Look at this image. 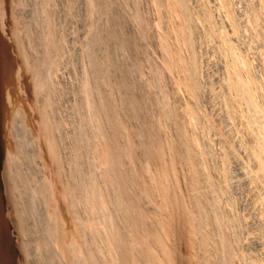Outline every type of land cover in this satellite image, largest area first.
Instances as JSON below:
<instances>
[{
  "label": "rangeland",
  "instance_id": "obj_1",
  "mask_svg": "<svg viewBox=\"0 0 264 264\" xmlns=\"http://www.w3.org/2000/svg\"><path fill=\"white\" fill-rule=\"evenodd\" d=\"M116 1L115 2L117 3L118 8L120 9L122 8L121 10L124 11L123 15L125 16H123V20L125 21L126 28L130 33L133 34L138 33L139 35L140 32L139 30L141 29L140 24L142 23V21L145 20L144 23L145 24L148 23L147 24L148 32H150L149 30L151 29L150 27L152 26V28H154V30L156 31H158L159 29L158 36L160 37L161 35L164 36V34L165 35L170 34L167 36L169 42L173 44L174 48L180 51L179 55L182 57V59L184 58L182 61L184 63L189 62V59L193 56V53H191V51L193 52V50L187 44H182L181 46H179L177 40L178 38L175 34L177 33L176 31L178 30V26L180 25L179 23H177L180 21L179 18L172 17V19H170L166 13H165L166 16L165 14H161L162 13L160 11L161 8L159 7L160 5H158L157 0H119V1L116 0ZM154 1L157 2V4ZM188 1L191 6L190 7L191 12L195 16V17L193 16L194 21L197 23L195 27L196 29L194 28L195 36L193 35V37L195 39L193 38L194 40L193 48L195 49L194 55H196V59H198L197 62L199 63V64L197 63L198 78L201 77L199 79L201 85V90H200L201 94L199 95L198 99L191 98L189 96V93L184 85L185 84V77L183 76L184 71L183 70H182L183 72L179 71L180 70L179 68L175 70V66L168 69L166 65L167 58L165 57L164 52L160 49L156 41L157 37L155 38L154 36H150L153 35L150 32L151 34L148 33L149 34L148 37L144 38V40H141V45H140L141 49L142 50L145 49L143 51L144 52L146 51L145 52L146 54L143 53L142 51L143 56L139 68L142 70L138 71V77L139 80L143 82L150 89V92L153 95L152 109L150 113L151 114L150 119L152 120L150 121L153 124L156 123L157 128L163 126L162 128L159 129L163 130L164 133H161L159 129H158L159 130L158 133L162 134L159 135L160 136L159 140L161 141V142L159 141L160 151L162 149L161 153L165 152L166 157L164 156L165 154L163 153L164 155L161 154L162 156L160 157L162 159L160 160H163L165 158L167 160L164 161L165 164L163 163V161H158V160L156 164L155 161L151 163L150 166L151 173L153 172V169L155 167L158 166L164 167V165L166 167L167 164L172 165L171 166L172 169L170 168L169 165H167L169 166L167 168H170V170L167 168L165 169V167L163 169L166 175H168L170 178L164 174L167 177L165 178V176L163 175L164 173L163 170L161 172V170L159 169L160 171H158L157 168L158 174L156 173L157 171L156 172L154 171V173L156 174L155 176L157 177L158 175L160 177L164 176L162 177L164 178L162 179L164 185L163 184L160 185L163 190L161 191L160 186L157 187L153 186L155 181L151 182L148 180L149 185L152 183V185H150L152 188V192L153 189L155 190V188L158 189V191L159 190L160 191L159 192L154 191L152 194V195L156 194L155 197L153 196V198H156V200L154 199L155 202H153L154 200L152 201V198L147 199V202L146 200H143L145 201V204L143 203L145 206L143 205V207H146V209L148 208V210L150 211L148 213H150L151 215L155 214L159 218L158 219L156 217V219H158L157 221L153 216L154 219L157 221L156 223H158V227L156 224L155 227L156 229L159 230L160 239H162L163 241L162 242L163 245H161V248L163 247L164 250H161L160 248L158 251L160 256L163 255L162 258L165 260L163 262L164 264H205V263L209 264V262L211 264H218L219 259L221 258V249L218 248L220 243L219 241L221 239V233L219 234V232L221 231L219 229L217 231V227L214 225L213 220L210 219V217H212L214 213L215 214L222 213L224 217V223L226 222L224 224V228L226 229L224 230L228 232L226 233V231L224 230L223 231L230 237V239L232 238L231 241L233 242L235 253L237 255L234 264H249V263L264 264V180H263L264 171L259 170V167H257L258 165L252 155V149H254V147H257L261 143H262L261 145L264 147V116H263L264 109L262 110V112L260 111L261 110L260 106H262V108L264 106V96H263L264 95L263 94L264 93V47H263L264 21L262 22L264 18L262 19L263 17L262 16L260 18L259 24H257L256 21L259 19L260 16V6L258 0H225L224 1L225 4H223V0H201V1L188 0ZM46 2L47 4H45ZM226 2L228 3L229 6L226 4ZM226 5L228 6L229 9L226 7ZM86 8L88 7L87 4L85 3V0H81V1L80 0H0V63H1L0 64V75H1L0 76V117H1L0 118L1 120L0 121V264H29V263L31 264V259L33 258V255L34 256L36 255V254H32L31 257L30 252H27L28 248H27V243L25 242H27L26 239L29 238L28 236L31 235L29 233H28L29 235H27V232L30 230L29 231L30 233H35L36 231L33 230L32 228L29 229L30 227L27 228L28 230H26L25 228L27 227V224L25 221H24L25 223H23L22 220L24 219L23 217L24 215L22 214L23 211L21 213V210H23V203L22 200L17 195L19 193L18 186H15L16 183L12 179L13 178L12 169L10 168L12 167L14 162L22 163L24 161L23 159L24 156L22 157V155H24V152L27 151L26 148L29 145L31 149L30 147H28L27 149L32 150L33 154L36 152V156L32 154L31 157L33 159L34 156L35 162H33L34 160H32L33 163H31V167L25 164H24L25 166L23 164L22 165L24 166L25 169L26 167L30 168L28 175L29 177L28 176L27 177L29 179V182L30 181L34 182V183L30 182L31 183L30 185H32L34 189L39 190V193L37 194V201L41 198H44L42 199V201L44 202H41L44 208L42 206L39 207L40 209L42 208L45 210L44 211L41 209L43 214H45L46 216L50 215L48 218L45 219L46 222H44V225L46 226L47 224L52 223L49 226L47 225L48 226L47 230L51 232L53 230L52 236L55 235L56 238V240L55 238L53 239V245L55 246L54 248H56L57 251H60L61 256H63V258H61L62 259L61 261L64 264H66V262L68 264L70 263L69 252L67 249L68 247L67 233H69L70 235L69 231L71 230L72 226H73L72 231L74 229V232H76L75 228H77L79 221L80 223L84 222L85 224L88 222L90 218V212L88 211L89 210L88 203L86 200L88 198L87 196H85L87 195V190L83 186L82 187L85 190L80 189L81 184L85 178L89 179V177H91V175L94 174H96L98 178L100 176L99 179L100 181L104 182L105 180V174H104L105 171L103 168L104 166L97 159L96 155L93 152H90V154L87 153V156L82 152L79 153V151L82 150L83 147H85L87 139L88 141L94 140V142L98 140L97 139L98 137H96V135L95 137L94 136L88 137L90 135L88 130H86L87 132H85L86 133L85 136L88 135L87 139H84L86 138L84 136H82L83 137L82 138L81 134H85V133L80 132L83 131L84 128L88 129L91 128L92 126L91 116H87L89 115L87 109L83 108L82 105H81L82 107L80 108V103L82 101L81 99L84 94L83 93L84 84H85L84 81H86L88 77H91L87 75L88 72H86L87 74L85 73V71H88V68H90L89 65H91V63H90V59H88L89 57L87 56V54L83 52V50L85 51L86 49L85 46L88 45L87 42L89 41V37L91 35L89 34L90 33L89 30L92 26L91 21L96 20V22L94 21L95 25L93 26L95 29L97 26L98 27L103 26L104 28V25L108 18V15L103 14L102 16L103 18L99 17L96 19L94 15L93 16L90 15V12ZM136 11L138 12L139 20L135 15V13H137ZM34 12L38 13V15ZM127 12L129 13V15ZM256 15H258V18ZM36 16H39L41 18L40 19L39 17L36 18ZM35 19H37V21ZM173 19H175V21ZM173 21L174 22L177 21L175 23L176 25L173 24L174 23ZM29 22H31V24ZM31 25L33 26L32 30H31L32 27ZM170 25L173 27L171 28ZM28 26H30V29ZM26 27H28L29 32ZM34 27L36 28V30H34L35 29ZM51 29L52 31H49ZM136 29H138V31ZM43 30H45V32ZM48 36L51 39L48 38L46 39V37ZM51 36L54 39H52ZM43 39L45 42L46 40L47 41L49 40L50 42L51 40H53L52 42H54V44L56 43L55 44L56 48L53 47L54 49H52V45L54 46V44H50L49 41L46 43L50 44V47L44 41L41 42V40ZM43 45L44 46L47 45L52 52L48 53L47 51H50V49L47 48V46L44 47ZM57 45H59V47ZM226 45H230V46L226 47ZM36 46L39 47L37 48ZM234 50L236 51V53ZM45 52L48 53V56H50L51 63L47 64L48 69L45 68L47 69L46 71H49L48 72L49 74L46 73V78L48 79L45 78V81L42 80L43 78L41 79L42 82H45V84H43L40 82L41 80H39V77L41 76L43 77V75L37 74L38 73L37 71L40 69V68L38 69L37 67H39L38 65H40L41 62L40 60L42 58L41 56H44L46 54ZM121 54L118 55L119 58L123 56V54L122 55ZM237 56L238 58L241 59L245 58L244 60L247 63L250 62L248 63V65L251 64V66H249L248 72L250 73L249 75L251 76V78L254 77L252 79L254 80V84H255L254 86L255 94L253 97L254 98L253 101L256 104L254 105L250 104L249 98L247 97L246 94H242L243 96L241 94L238 95L233 94V92L230 91V89H228L227 85H225L227 83L226 65L230 64L232 62V59L233 61H235ZM122 58L120 59L124 60V58L126 57L123 56ZM5 59L6 62L8 63L11 61L9 63L10 65L4 62ZM186 59L188 61H186ZM228 59L230 63H227ZM38 60H39V64H38ZM162 61L165 62V64ZM155 66L157 67L154 68ZM158 73H161L163 76L162 82H160L158 76L155 75ZM84 75H87V78H85L86 76ZM8 78H10L9 81ZM154 79L157 81H155ZM164 82L166 85L163 87L162 85H164ZM113 89H114L115 97H119V91L117 92L118 94L115 92L118 89L117 88H113ZM48 90L50 93L48 92ZM166 90L167 93L165 92ZM47 93L48 96L50 95L49 102L47 100L49 99L47 98L48 97ZM191 99H195L194 101L196 102H194ZM227 99H230L229 101H231L234 106L233 109L234 112H232L233 116L230 115L229 113L230 112L229 101ZM162 101H163V105H162ZM77 102L80 103L78 104ZM166 104L168 105L170 113L173 111L171 113L172 115L170 114L172 117L171 116L167 117L169 121H167L166 118L165 120H163L164 117L162 111L164 106L167 107ZM192 106L193 107L196 106L197 110L200 111L199 112L200 117L198 116L197 119L196 116L193 115V109H191ZM189 107L190 110L188 109ZM83 111L85 112L83 113ZM184 111L187 112L185 113ZM259 112L261 114H259ZM53 114L55 117L53 116ZM183 114H187V115H183ZM174 115L177 117V119H175L176 117ZM78 117L79 119H77ZM155 118L157 120H155ZM171 118L174 119L171 120ZM55 120L56 122H54ZM157 122L161 123L160 124L161 126ZM178 122L181 123L183 129L185 127L186 130L185 129L183 130L181 126L180 129H178L179 128ZM83 124H86V126L84 125L85 126L84 127ZM127 124L128 127L131 126L129 125L130 122H127ZM176 126L178 128L174 129L176 128ZM252 126L255 128H253ZM16 127L17 128L20 127V128L17 130ZM179 131L180 132L183 131V135L182 132L181 134H179L180 133ZM19 133L21 135H19ZM27 134H28V138H26ZM185 134H187L188 137ZM20 138H24V140L22 139L20 140ZM95 138L97 140H95ZM188 139L190 141H188ZM18 140H20L19 143H17ZM78 140L79 141L83 140L80 142L82 143V146L81 144L78 145L77 142ZM182 140L183 142L188 141V143L190 142L192 143L188 145L189 146L191 145L190 146L191 153L192 151L194 152V155L192 153V157H193L192 159H194L195 157L194 159L195 161L185 160L184 162L183 158H182L183 162L181 161L180 154L181 151L183 150V149L181 150V148H183ZM166 143L167 144L169 143L168 148ZM162 144L164 147L162 146ZM76 145L81 147H79L78 149V147H75ZM32 146H34L35 148ZM163 148H165L166 151L165 150L163 151ZM166 148L168 150L171 148V150L167 151ZM18 150L19 151L22 150L20 151L22 153H20ZM86 150L88 149L85 148V151L83 152L86 153L87 152ZM179 151L180 153H178ZM76 153L83 155V157L82 156L81 157L85 158L86 164L83 163L84 159H82L80 155ZM76 155L78 156V158L80 157L83 160L82 163L85 165H83L82 163L78 164V162H80L81 159L79 158L80 160L79 159L77 160V158H75ZM174 156L175 158L177 157L180 161H177L178 159L176 158V161L179 163L178 164L175 163L174 165L175 167L177 165V168L174 167L175 170L171 171L174 169L173 168L174 165L172 163L176 162L174 161L175 160ZM89 158H90L89 160L90 163L88 162ZM94 158L95 160H93ZM158 163L161 165H159ZM190 163L192 164L190 165ZM91 164L92 166H90ZM86 165L87 167L89 166L88 169L85 168ZM36 166L38 167L40 166V167L36 168ZM83 166L84 168H82ZM90 167L92 168L90 169ZM34 168H36L35 173H34L35 171ZM25 169L24 172L27 175L28 170L26 169L27 171H25ZM82 169H84L85 172H83ZM166 170L171 171L172 174L170 175V172ZM75 171H77L78 173H76ZM79 171L81 173L83 172V174H81ZM37 172L41 174L39 175L40 178L38 177ZM88 172H90L91 175ZM195 172L197 173L199 172L198 176H196L197 173L195 174ZM154 173L152 174L154 175ZM85 174L88 178L86 176L85 177L83 176V180L82 178L80 179L79 176L82 177V175ZM31 175H33V177H30ZM76 175L82 181L80 182L79 179H78L79 181H77L79 183L78 185L80 186V187L78 186L80 191H78V187L74 184V182L77 179L75 178ZM160 177H158L157 179H159ZM30 178L32 180H30ZM37 178L43 182L37 183L38 181ZM72 179H74L73 182ZM208 179L209 181L211 180V182L208 183ZM68 182L69 183L71 182V185L73 183L74 185L72 186H74V188L71 185L69 186ZM83 183L87 184V180H84ZM44 187H46L45 192L47 193V196L45 195L44 190H42ZM71 187L74 190H71L72 189ZM73 191L74 193H72ZM75 191L79 194L78 197ZM82 191H83V196L81 195ZM40 192L44 194V196L40 195L41 194ZM74 194H76V196H74ZM165 194L166 196H164ZM197 198L198 199L204 198L203 200L207 202L206 216L208 215L207 216L208 218L206 217L207 223L204 227L205 229H203L204 232L198 230L197 228L198 225L194 223V219H193V216L194 218L198 216L197 210L194 209L197 208V205L196 207H194L195 204H197L196 203ZM216 198L218 199V201ZM214 199L217 202V206H215L214 204L212 205V203H215ZM38 203L40 204L39 201ZM190 209L191 210L194 209L192 213L191 211L188 212V210ZM152 210L155 213H153ZM194 213L197 215L196 217ZM80 217L82 220L80 219ZM47 219L50 223L47 221ZM62 223L65 225H63ZM52 225L53 227L50 228V226ZM72 231H71V235L73 234ZM36 233L35 235L38 234ZM86 233L87 235H89L87 231L85 232V234ZM72 236H76L75 233ZM207 236L209 237L207 238ZM21 245L23 248L21 247ZM37 248L41 249L39 247ZM165 251L166 253H164ZM27 254L29 256H27ZM103 260L105 261L106 259L104 258Z\"/></svg>",
  "mask_w": 264,
  "mask_h": 264
},
{
  "label": "bare ground",
  "instance_id": "obj_2",
  "mask_svg": "<svg viewBox=\"0 0 264 264\" xmlns=\"http://www.w3.org/2000/svg\"><path fill=\"white\" fill-rule=\"evenodd\" d=\"M81 1V0H80ZM116 0H85V3L87 4L86 8L89 12L90 15H94V17L97 19L99 17H102L103 14L104 15H108V18L106 20V23L103 26H97L96 29L93 27L95 25L96 20H92L91 21V28L89 30V41L87 42L88 45H86V49L85 51L83 50V52L85 54H87V56L89 57L88 59H90V63L91 65L90 68H88V79L84 84V91H83V96H82V101L80 103V108L83 106V108L87 109L88 114L87 116H91V128H84L86 126V124H83V131L80 132H87L86 130H88V132L90 133V135L88 137H98L97 139L95 138L94 140H89L87 139L86 133L85 134H81V137L84 136L87 139L86 141V145L85 147H83L82 150L79 151L82 152L83 154H85L87 156V153L90 154V152H93L97 159L100 161V163L104 166V174H105V180L104 182L100 181V176L98 178V176L96 174L91 175L90 172H88L91 177H89V179H84L87 180V184H84V180H83V176L85 177V175L79 176L80 179L82 178L83 182L77 177V174L75 176L76 181L74 182V184L78 187L79 183L77 181L80 180V182H82L81 187L83 186L86 190H87V203H88V211L90 212V218L88 220L87 223L84 224L83 223H78L77 228H75L72 231V227L70 232L67 233V237H68V244H67V249L69 252V257H70V263L69 264H164L163 262L165 261L162 256L159 255V249L161 248L162 244V239H160V235H159V230L156 229L155 224L158 227V223H156L158 221V216L157 215H151L148 208L146 209V207H143V205L145 204L147 199H151L152 201L156 198H153V196L155 197V195H152L154 191H158V189H156L155 187L160 186L161 184H163L164 182H162L166 173L164 172V167L162 166H158L155 167L153 169L156 172L157 168L158 171L163 170V175L161 174L162 177H160L158 175V177H160L159 179H157L158 177L155 176L156 174L154 173V175L151 173V163H153L155 161V164L158 161H163V163L165 164L164 161H167L166 158L163 160L160 156H162L161 154H165V152L161 153L160 151V140H159V135L161 133H164L163 130H160L159 128H162L163 126H161V123H158L161 127L157 128L156 127V123H151L150 120V113H151V109H152V93L150 92V89L139 80L138 77V71L142 70L139 69L140 68V63L142 61V56L143 53H145L143 50L145 49H141V40H144V38L148 37L149 34H153L150 36H154L155 38L157 37V43L160 47V49L164 52L165 57L167 58L166 61V65L168 67V69L172 68L173 66H175V70L176 69H180L179 71L183 72L184 74L183 76L185 77V87L189 93V96L191 98H195L198 99L201 90V85H200V81L198 78V72H197V60L196 59V55H194V45H193V35H194V28L196 27L197 23L194 21V14H192L191 12V6L188 0H157L158 5H160L159 7L161 8L160 11L162 12L161 14H167L168 17L170 19H172V17H176L179 18L180 21L177 22L180 25L178 26V30L176 31L177 33V40H178V44L179 46H181L182 44H187L191 47V49L193 50V52L191 51V53H193V56L189 59L188 63H184L182 60V57L179 55L180 51L177 50L176 48H174L173 44H171L168 40V35H165L161 37L158 36V31L154 30V28H152L151 26L148 32V28H147V24L148 23H144V21H142V23L140 24L141 29L139 30V35L138 33L133 34L130 33L127 28H126V23L123 20V12L120 8H118L117 6V1ZM119 1V0H118ZM201 1V0H200ZM225 0H223V4ZM23 2V1H22ZM27 2V1H26ZM155 2V1H154ZM157 2H155L157 4ZM259 2V6H260V16L259 19L256 21L257 24H259L260 22V18L262 17V19L264 18V0H258ZM44 3V2H43ZM125 3V2H124ZM127 3V2H126ZM136 3V2H135ZM139 3V2H138ZM192 3V2H191ZM33 4V3H32ZM47 4V2L45 3ZM226 4L228 5V3L226 2ZM9 5V4H8ZM44 5V4H43ZM126 5V4H125ZM157 5V6H158ZM226 5V7L228 8V6ZM257 5V4H256ZM24 6V5H23ZM120 7V6H119ZM138 7V6H137ZM205 7V6H204ZM45 8V7H44ZM56 9V8H55ZM73 9V8H72ZM229 9V8H228ZM231 9V8H230ZM54 10V9H53ZM138 10V9H137ZM195 10V9H194ZM46 11V10H45ZM135 11V10H134ZM150 11V10H149ZM49 12V11H48ZM129 12V11H128ZM127 12V13H128ZM137 12V11H136ZM140 12V11H139ZM206 12V11H205ZM254 12V11H253ZM32 13V12H31ZM36 13V12H34ZM88 13V12H87ZM130 13V12H129ZM128 13V15H129ZM233 13V12H232ZM257 13V12H256ZM38 15V13H36ZM45 14V13H42ZM131 14V13H130ZM165 14V16H166ZM255 14V13H254ZM49 15V14H48ZM65 15V14H64ZM137 19L139 20V15L138 12L135 13ZM259 15V13H258ZM258 15L257 18H258ZM31 16V15H30ZM54 16V15H53ZM87 16V15H86ZM133 16V15H132ZM163 16V17H165ZM201 16V15H200ZM32 17V16H31ZM34 17V15H33ZM39 16H36V18ZM44 17V16H43ZM106 17V16H105ZM142 17V16H141ZM195 17V16H194ZM204 17V16H203ZM41 17H39L40 19ZM103 18V17H102ZM127 18V17H126ZM106 19V18H105ZM104 19V20H105ZM142 19V18H141ZM37 21V19H35ZM34 20V21H35ZM99 20V19H98ZM101 20V19H100ZM162 20V19H161ZM175 21V19H173ZM177 20V19H176ZM199 20V19H198ZM33 21V22H34ZM95 21V22H94ZM134 21V20H133ZM159 21V20H158ZM165 21V20H164ZM173 21V22H174ZM207 21V20H206ZM264 21V19L262 20V22ZM42 22V21H41ZM127 22V21H126ZM168 22V20H167ZM176 22H174L173 24H175ZM251 22V21H250ZM31 24V22H29ZM87 23V22H86ZM164 23V22H163ZM162 23V24H163ZM209 23V22H208ZM27 24V23H26ZM37 24V22H36ZM44 24V23H43ZM90 24V23H89ZM88 24V25H89ZM172 24V25H173ZM205 24V22H204ZM39 25V24H38ZM131 25V24H130ZM129 25V26H130ZM165 25V24H164ZM176 25V24H175ZM174 25V26H175ZM32 26V25H31ZM53 26V25H52ZM51 26V28H52ZM160 26V25H159ZM30 29V26H28ZM28 27L27 30H28ZM39 27V26H38ZM43 27V26H42ZM46 27V26H45ZM168 27V26H167ZM166 27V28H167ZM170 27L172 28L173 26L170 25ZM169 27V28H170ZM176 27V26H175ZM205 27V26H204ZM263 27V26H261ZM9 28V27H8ZM33 26L31 27L32 30ZM35 28V27H34ZM37 28V26H36ZM36 28L34 30H36ZM41 28V27H40ZM44 28V27H43ZM42 28V29H43ZM158 28V27H157ZM41 29V30H42ZM196 29V28H195ZM206 29V28H205ZM208 29V28H207ZM40 30V29H39ZM87 30V29H86ZM138 31V29H136ZM170 30V29H169ZM174 30V29H173ZM176 30V28H175ZM45 32V30H43ZM49 31H52L49 30ZM46 31V32H49ZM54 31V29H53ZM136 31V32H137ZM161 31V30H160ZM29 32V30H28ZM173 32V31H172ZM171 32V33H172ZM239 32V31H238ZM260 32V31H259ZM33 33V32H32ZM36 33V31H35ZM38 33V32H37ZM41 33V31H40ZM43 33V32H42ZM149 33V34H148ZM44 34V33H43ZM53 34V33H52ZM56 34V33H55ZM213 34V33H212ZM31 35V34H30ZM51 35V34H50ZM160 35V34H159ZM197 35V34H196ZM195 36V35H194ZM202 36V35H201ZM33 37V36H32ZM42 37V36H41ZM52 37V36H51ZM13 38V37H12ZM51 39L48 37H46V39ZM143 38V39H142ZM225 38V37H224ZM232 38V37H231ZM262 38V37H261ZM34 39V38H33ZM32 39V41H33ZM52 39H54L52 37ZM148 39V38H147ZM151 39V37H150ZM195 39V38H194ZM39 40V39H38ZM56 40V39H55ZM149 40V39H148ZM153 40V39H152ZM155 40V39H154ZM36 41V40H35ZM40 41V40H39ZM44 41L41 40V42ZM49 41V40H48ZM46 40V42H48ZM53 40H51L52 42ZM150 41V40H149ZM175 41V40H174ZM210 41V40H209ZM262 41V40H261ZM45 42V41H44ZM45 42V43H46ZM49 41L50 44H54V42L51 43ZM143 42V41H142ZM154 42V41H153ZM220 42V41H219ZM224 42V41H223ZM36 43V42H35ZM40 43V42H39ZM38 43V44H39ZM44 43V44H45ZM60 43V42H59ZM144 43V42H143ZM148 43V42H147ZM156 43V44H157ZM218 43V42H217ZM227 43V42H226ZM12 44V43H11ZM48 44V43H46ZM50 44L49 47H50ZM56 44V43H55ZM54 44V46L52 45V49H54L53 47H55L56 45ZM151 44V43H150ZM175 44V43H174ZM215 44V43H214ZM35 45V44H34ZM176 45V44H175ZM224 45V44H223ZM44 46V45H43ZM47 46V45H46ZM44 46V47H46ZM59 47V45H57ZM82 46V45H79ZM178 46V45H177ZM230 46V45H226ZM5 47V46H4ZM37 47V46H36ZM39 47V46H38ZM37 47V48H38ZM42 47V46H41ZM40 47V48H41ZM47 46V48H49ZM184 47V46H183ZM225 47V46H224ZM264 47V46H263ZM35 48V46H34ZM43 48V47H42ZM46 48V50H47ZM56 48V47H55ZM229 48V47H228ZM45 49V48H44ZM43 49V50H44ZM50 49V48H49ZM147 49V48H146ZM180 49V48H178ZM190 49V48H189ZM45 50V51H46ZM57 50V49H55ZM143 51V53H142ZM184 51V50H183ZM223 51V50H222ZM235 51V50H234ZM42 52V51H41ZM44 52V51H43ZM48 53L52 52L51 49L50 51H47ZM61 52V51H60ZM196 52V51H195ZM215 52V51H214ZM220 52V51H219ZM40 53V52H39ZM46 53V52H45ZM48 53H46L44 56H41V62L40 65H38L39 67H37L39 70L37 71L39 75H43V77H39V80H44L46 78V73L49 74V71H46L47 68V64L51 63L50 61V56H48ZM122 53L123 56H125L126 58H124V60H121L120 58L122 57H118V55ZM236 53V51H235ZM121 54V55H122ZM146 54V53H145ZM152 54V53H151ZM230 54V53H229ZM239 54V53H238ZM40 55V54H38ZM37 55V57H38ZM62 55V54H61ZM84 55V54H83ZM150 55V54H149ZM187 55V54H186ZM190 55V54H189ZM188 55V56H189ZM52 56V55H51ZM58 56V55H57ZM230 56V55H229ZM234 56V55H233ZM27 57V56H26ZM54 57V56H53ZM151 57V56H150ZM231 57V56H230ZM236 57V56H235ZM74 58V57H73ZM149 58V57H148ZM163 58V57H162ZM38 59V58H37ZM72 59V58H71ZM123 59V58H122ZM145 59V58H144ZM235 59V58H234ZM245 59V58H244ZM244 59L241 58H236L235 61H233L232 59V64L230 63L229 59L227 60V64L226 65V73H227V83L225 85H227L228 89H230V91L233 92V94H246L247 97L249 98L250 104L254 105L256 103H254L253 101V97H254V80H252L253 78H251V76L249 75L250 73L249 71V66L248 63L250 62H246ZM4 60V59H3ZM36 61V60H35ZM59 61V60H58ZM165 61V60H164ZM186 61H188L186 59ZM219 61V60H218ZM222 61V60H221ZM6 62V59L5 61ZM11 62V61H10ZM9 62V63H10ZM149 62V61H148ZM163 62V61H162ZM200 62V61H199ZM8 63V62H6ZM5 63V64H6ZM8 63V65H10ZM145 63V62H143ZM150 63V62H149ZM165 64V62H163ZM1 64V63H0ZM37 64V63H36ZM38 64H39V60H38ZM199 64V63H198ZM7 65V66H8ZM55 65V64H54ZM149 65V64H146ZM163 65V64H162ZM36 66V65H35ZM34 66V67H35ZM81 66V65H80ZM145 66V65H144ZM153 66V65H152ZM199 66V65H198ZM6 67V66H5ZM12 67V66H11ZM85 67V66H84ZM157 66H155L154 68H156ZM4 68V67H3ZM47 68V69H45ZM72 68V67H71ZM8 69V67H7ZM10 69V68H9ZM74 69V68H73ZM149 69V68H148ZM152 69V68H151ZM159 69V68H158ZM163 69V68H162ZM201 69V68H200ZM225 69V68H224ZM85 70V69H84ZM155 70V69H154ZM166 70V69H165ZM183 70V71H182ZM11 71V70H10ZM74 71V70H73ZM144 71V70H143ZM142 71V72H143ZM163 71V70H162ZM9 72V71H7ZM75 72V71H74ZM157 72V71H156ZM2 73V72H1ZM154 73V72H153ZM164 73V72H163ZM166 73V72H165ZM52 74V73H51ZM50 74V75H51ZM5 75V74H4ZM87 75L85 78H87ZM140 75V74H139ZM158 76L159 81L162 82L163 81V76L161 73L155 74ZM166 75V74H165ZM1 76V75H0ZM10 76V75H9ZM181 76V74H180ZM200 76V75H199ZM7 77V76H6ZM178 77V76H177ZM226 77V76H225ZM55 78V77H54ZM154 78V77H153ZM157 78V80H158ZM256 78V77H255ZM48 79V78H46ZM53 79V78H52ZM81 79V78H80ZM167 79V78H166ZM7 80V79H6ZM10 80V78H8V81ZM42 80L40 81L41 83L45 84V82H42ZM144 80V79H143ZM155 80V79H154ZM155 80V81H157ZM184 80V78H183ZM12 81V80H11ZM158 81V82H159ZM165 81V80H164ZM7 82V81H6ZM167 82V81H166ZM256 82V81H255ZM4 83V82H3ZM40 83V84H41ZM150 83V82H149ZM183 83V82H182ZM259 83V82H258ZM42 84V85H43ZM160 85V84H159ZM165 82L164 85H162L163 87L165 86ZM44 86V85H43ZM158 86V85H157ZM47 87V86H46ZM113 88H117L118 90L115 91L116 93L119 91V97H115L114 94V89ZM179 88V87H178ZM80 89V88H79ZM185 89V88H184ZM216 89V88H215ZM258 89V88H257ZM27 90V89H26ZM46 90V89H45ZM163 90V89H162ZM77 91V90H75ZM49 92V90H48ZM52 92V91H51ZM82 92V91H81ZM167 93V90L165 91ZM229 92V91H228ZM227 92V94H228ZM263 92V91H262ZM50 93V92H49ZM20 94V93H19ZM118 94V93H117ZM180 94V93H179ZM261 94V93H260ZM264 94V93H263ZM75 95V94H74ZM77 95V94H76ZM162 95V94H160ZM42 96V95H41ZM48 96V93H47ZM50 96V95H49ZM47 97L49 99L48 102L50 101V97ZM118 96V95H117ZM157 96V95H156ZM188 96V95H187ZM234 96V95H233ZM243 96V95H242ZM264 96V95H263ZM79 97V95H78ZM81 97V96H80ZM226 97V96H225ZM239 97V96H238ZM18 98V97H17ZM44 98V97H43ZM159 98V97H158ZM164 98V97H163ZM240 98V97H239ZM155 99V98H154ZM181 99V98H180ZM195 99H191V100H195ZM231 99V98H230ZM230 99H227L228 101ZM233 99V98H232ZM245 99V98H244ZM15 100V99H14ZM70 100V99H69ZM168 100V99H167ZM234 100V99H233ZM203 101V100H202ZM244 101V100H243ZM248 101V102H249ZM155 102V101H154ZM196 102V101H194ZM198 102V101H197ZM2 103V102H1ZM18 103V102H17ZM28 103V102H26ZM54 103V102H53ZM78 103V102H77ZM78 103V104H79ZM200 103V102H199ZM76 104V103H75ZM182 104V103H181ZM196 104V103H194ZM231 104V105H230ZM241 104V103H240ZM4 105V104H3ZM53 105V104H52ZM77 105V104H76ZM82 105V106H81ZM158 105V104H157ZM162 105H163V101H162ZM165 105V103H164ZM167 105V104H166ZM262 105V104H261ZM16 106V105H15ZM161 106V105H160ZM189 106V104H188ZM29 107V106H28ZM78 107V106H77ZM193 107V106H192ZM191 109H193V115L197 117L199 116V110H197L196 106L193 107ZM226 107V106H225ZM228 107V106H227ZM261 107V112L264 109V106L262 108ZM82 108V109H83ZM238 108V107H236ZM52 109V107H51ZM185 109V108H184ZM190 110V107L188 108ZM229 109H230V115H232L234 106L232 104L231 101H229ZM241 109V108H240ZM55 110V108H54ZM161 110V109H160ZM205 110V109H204ZM257 110V107H256ZM222 111V110H221ZM236 111V110H235ZM238 111V110H237ZM264 111V110H263ZM2 112V111H1ZM48 112V111H47ZM85 111H83L84 113ZM159 112V111H158ZM173 112V111H172ZM171 112V113H172ZM185 112V111H184ZM187 112V111H186ZM185 112V113H186ZM3 113V112H2ZM46 113V112H45ZM56 113V112H55ZM54 113V114H55ZM161 113V112H160ZM170 113V110L167 107L164 106L163 107V120L169 121L167 119V117L171 116L172 114ZM181 113V112H180ZM18 114V113H17ZM53 114V116H54ZM79 114V113H78ZM156 114V113H155ZM171 114V115H170ZM174 114V113H173ZM179 114V113H178ZM190 114V113H189ZM224 114V113H223ZM259 114H261L259 112ZM85 115V114H84ZM183 115H187V114H183ZM191 115V114H190ZM202 115V114H201ZM52 116V115H51ZM78 116V115H77ZM80 116V115H79ZM86 116V117H87ZM175 116V115H174ZM193 116V117H194ZM229 116V115H228ZM233 116V115H232ZM264 116V115H263ZM28 117V116H27ZM55 117V116H54ZM85 117V116H84ZM153 117V116H152ZM172 117V116H171ZM176 117V116H175ZM174 117V118H175ZM188 117V116H187ZM186 117V118H187ZM191 117V116H190ZM189 117V118H190ZM192 117V118H193ZM200 117V116H199ZM214 117V116H213ZM231 117V116H230ZM1 118V117H0ZM44 118V117H43ZM50 118V117H49ZM53 118V117H51ZM173 118V119H174ZM180 118V117H179ZM195 118V117H194ZM206 118V116H205ZM209 118V117H208ZM239 118V117H238ZM19 119V118H18ZM79 119V117L77 118ZM81 119V118H80ZM160 119V118H158ZM170 119V118H169ZM171 118V120H173ZM177 119V117L175 118ZM219 119V118H218ZM51 120V119H50ZM53 120V119H52ZM155 120H157L155 118ZM193 120V119H192ZM201 120V119H199ZM229 120V119H228ZM236 120V119H234ZM249 120V119H248ZM1 121V120H0ZM6 121V120H4ZM81 121V120H80ZM195 121V120H194ZM216 121V120H215ZM238 121V120H237ZM33 122V121H32ZM56 122V120L54 121ZM77 122V121H76ZM127 122H130L129 125H131L130 127H128ZM160 122V121H159ZM166 122V121H165ZM173 122V121H172ZM188 122V121H187ZM17 123V122H16ZM15 123V124H16ZM164 123V122H163ZM184 123V122H183ZM209 123V122H208ZM214 123V122H213ZM250 123V121H249ZM261 123V122H260ZM20 124V123H19ZM81 124V123H80ZM179 128L176 126V128L174 129H183V126L181 125V123H179ZM188 124V123H187ZM238 124V123H237ZM17 125V124H16ZM29 125V124H28ZM165 125V124H163ZM177 125V124H176ZM250 125V124H249ZM25 126V125H24ZM61 126V125H60ZM212 126V125H211ZM15 127V126H14ZM21 127V125H20ZM19 127V128H20ZM26 127V126H25ZM199 127V126H198ZM205 127V126H204ZM209 127V126H208ZM253 127V126H252ZM19 128L16 127V129L18 130ZM24 128V127H23ZM21 128V129H23ZM189 128V127H188ZM255 128V127H253ZM43 129V128H42ZM82 129V128H81ZM161 131V133L159 134L158 131ZM185 129V127H184ZM183 129V130H184ZM27 130V129H26ZM79 130V129H78ZM186 130V129H185ZM193 130V129H192ZM178 131V130H177ZM176 131V132H177ZM236 131V130H235ZM247 131V130H246ZM79 132V135H80ZM93 135H92V133ZM180 132V131H179ZM182 135H183V131ZM181 132L179 134H181ZM185 132V131H184ZM187 132V131H186ZM209 132V131H208ZM21 133V132H20ZM19 133V135H21ZM26 133V132H24ZM15 134V133H14ZM49 134V133H48ZM178 134V133H177ZM178 134V135H179ZM188 134V133H187ZM187 134H185L187 136ZM227 134V133H226ZM18 135V134H17ZM24 135V134H22ZM162 135V134H161ZM191 135V134H190ZM199 135V134H198ZM181 136V135H180ZM179 136V137H180ZM221 136V135H220ZM22 137V136H21ZM30 137V136H29ZM68 137V136H67ZM75 137V136H74ZM78 137V136H77ZM188 137V136H187ZM191 137V136H190ZM204 137V136H203ZM28 138V134L27 137ZM83 138V137H82ZM81 138V139H82ZM162 138V137H161ZM186 138V137H185ZM192 138V137H191ZM239 138V137H238ZM259 138V137H258ZM24 140V138H20V140ZM80 139V138H79ZM182 139V138H181ZM193 139V138H192ZM191 139V140H192ZM17 141V143H19V141ZM26 140V139H25ZM162 140V139H161ZM164 140V139H163ZM185 140V139H184ZM187 140V139H186ZM83 141V140H81ZM81 141H77L78 145L82 143H80ZM160 141V142H159ZM180 141V140H179ZM188 141H190L188 139ZM188 141H184L183 142V148H181V154H180V159L182 161V158L185 162V160H194L192 159V153L194 155V152L190 150V146L188 144ZM196 141V140H195ZM199 141V140H198ZM256 141V140H255ZM73 142V141H72ZM85 142V140H84ZM163 142V141H162ZM193 142V141H192ZM197 142V141H196ZM201 142V141H200ZM24 143V142H23ZM181 143V142H179ZM195 143V142H194ZM254 143V142H253ZM2 144V143H1ZM33 144V143H32ZM77 144V143H76ZM167 144V143H166ZM169 144V143H168ZM167 144V148L169 147ZM192 144V143H191ZM262 144V143H261ZM259 144L257 147H254V149H252V155L257 163V167H259L260 171H264V147ZM24 145V144H23ZM76 145L75 147H81ZM165 145V143H164ZM180 145V144H179ZM16 146V145H15ZM163 146V144H162ZM161 146V148H162ZM209 146V145H208ZM227 146V145H225ZM30 147V145L28 146ZM27 147V148H28ZM34 147V146H32ZM164 147V146H163ZM166 147V146H165ZM181 147V146H180ZM179 147V149H180ZM7 148V147H6ZM23 148V146H22ZM21 148V149H22ZM26 148L27 151L24 152V155H22L24 161L21 162H12L13 165L12 167H10L12 169V176H13V180L16 183L15 186H18V190L19 193L17 194L19 196V198L22 200L23 203V210H21V213L23 211V223L26 222L27 227L26 230H28L27 228L30 227L29 229H33L35 230L34 232L37 234L35 235V233H30L29 231L27 232V235L31 234L30 236H28L29 238L26 239L27 242V248L28 251L31 254H36L35 256L33 255V258L31 259V264H64L62 263V259L63 256H61L60 251H57L56 248H54L55 246L53 245V239L55 238V235H53V230L48 231L47 228L49 225H51L52 223H50V218L49 221L47 219V221L50 224H47L46 226L44 225V222H46V218H48L49 216L45 215L42 213V210L44 209H40V207L42 206L41 202L42 199H39L38 201L40 202V204L37 201V194L39 193V190L34 189L32 187V185H30L31 183L29 182L28 179V175H29V169L28 170V174L26 175L24 172V166L25 165H29L31 167V163L35 162L34 156L33 159L32 154L33 151L32 150H28ZM35 148V147H34ZM85 148L88 149L86 150L87 152H83L85 151ZM166 148V149H167ZM31 149V147H30ZM64 149V148H63ZM175 149V148H174ZM177 149V150H179ZM201 149V148H200ZM36 150V149H35ZM77 150V149H75ZM165 150V148H163V151ZM171 150V148L169 149ZM167 149V151H169ZM176 150V152H177ZM193 150V148H192ZM19 151V150H18ZM17 151V152H18ZM22 151V150H20ZM19 151V152H20ZM166 151V150H165ZM200 151V150H199ZM35 152V151H34ZM175 152V153H176ZM240 152V151H239ZM248 152V151H246ZM22 153V152H20ZM76 153L78 155H80V157L83 155ZM180 153V151L178 152ZM163 154V155H164ZM169 154V153H168ZM177 154V153H176ZM175 154V155H176ZM197 154V153H196ZM200 154V153H199ZM206 154V153H205ZM247 154V153H246ZM36 156V152L33 154ZM84 155V156H85ZM174 155V154H172ZM178 155V154H177ZM176 155V156H177ZM75 156V155H74ZM92 156V155H91ZM94 156V155H93ZM166 157V154L164 155ZM163 156V157H164ZM179 156V155H178ZM177 156V157H178ZM232 156V155H230ZM243 156V155H242ZM21 157V158H22ZM42 157V156H41ZM79 157V158H80ZM81 157V158H82ZM95 157V156H94ZM176 157V158H177ZM77 160L79 159L78 156L76 155ZM80 158V159H81ZM175 158V156H174ZM176 158L174 161H176ZM233 158V157H232ZM44 159V158H43ZM79 159V160H80ZM84 159V162L83 160ZM79 163H85V158H82ZM178 159V158H177ZM226 159V158H225ZM16 160V159H15ZM14 160V161H15ZM19 160V158H18ZM32 160H34L32 162ZM40 160V159H37ZM36 160V161H37ZM71 160V159H70ZM69 160V161H70ZM90 158L88 159L89 162ZM92 160V159H91ZM95 160V158L93 159ZM173 160V159H172ZM252 160V159H251ZM13 161V160H12ZM169 161V160H168ZM173 161V162H174ZM177 161H180L179 159ZM174 162L172 163L173 165L176 163L178 164L179 162ZM195 161V160H194ZM203 161V160H202ZM237 161V160H236ZM235 161V162H236ZM93 162V161H91ZM170 162V161H169ZM183 162V161H182ZM197 162V161H196ZM210 162V161H209ZM254 162V161H253ZM82 163V164H83ZM90 163V162H89ZM207 163V162H206ZM205 163V164H206ZM234 163V162H233ZM255 163V164H256ZM24 166H23V165ZM83 164V165H85ZM88 164V163H87ZM159 164V163H158ZM167 164V162H166ZM189 164V163H188ZM192 163H190L191 165ZM226 164V163H225ZM8 165V164H7ZM64 165V163H63ZM89 165V164H88ZM153 165V164H152ZM161 165V164H159ZM169 165V164H167ZM165 167V169L167 167L172 165H169ZM196 165V164H195ZM2 166V165H1ZM11 166V165H10ZM92 166V164L90 165ZM194 166V165H193ZM209 166V165H208ZM223 166V165H222ZM38 166H36L37 168ZM40 167V166H39ZM38 167V168H39ZM69 167V166H68ZM81 167V166H80ZM89 167V166H88ZM87 165L85 168H87ZM99 167V166H98ZM162 167V168H159ZM175 167V165L173 166V168ZM198 167V166H196ZM195 167V168H196ZM200 167V166H199ZM34 168V170L36 169ZM78 168V166H77ZM76 168V169H77ZM84 168V166L82 167ZM92 167H90L91 169ZM101 168V167H100ZM170 168H167L170 170ZM177 168V165L176 167ZM175 168L171 171H174ZM194 168V169H195ZM5 169V168H4ZM10 169V171H11ZM25 169V171H27ZM86 169V170H87ZM102 169V168H101ZM160 169V170H159ZM172 169V168H171ZM189 169V168H188ZM38 170V169H37ZM53 170V169H52ZM79 170V169H78ZM83 172H85L84 169H82ZM182 170V169H181ZM190 170V169H189ZM198 170V169H197ZM227 170V168H226ZM229 170V169H228ZM33 171V170H32ZM81 171V170H80ZM79 171V172H80ZM102 171V170H101ZM158 171L156 172L158 174ZM168 171V170H166ZM171 171L170 175L172 174ZM196 171V170H195ZM223 171V170H222ZM31 172V171H30ZM36 172V170L34 171V173ZM42 172V171H41ZM57 172V171H56ZM76 173H78L77 171H75ZM83 172L81 174H83ZM97 172V171H96ZM160 172V173H161ZM227 172V171H226ZM251 172V171H250ZM27 173V172H26ZM38 173V172H37ZM36 173V175H37ZM100 173V172H99ZM159 173V174H160ZM197 172H195L196 174ZM199 173V172H198ZM198 173L196 176H198ZM204 173V172H203ZM32 174V173H30ZM80 174V175H81ZM101 174V173H100ZM169 174V173H168ZM10 175V174H9ZM39 175H41L40 173H38V177ZM193 175V174H192ZM221 175V174H220ZM224 175V173H223ZM11 176V175H10ZM28 176V177H27ZM57 176V175H56ZM102 176V175H101ZM167 177H169L168 175H166ZM165 176V178H167ZM228 176V175H227ZM260 176V175H259ZM258 176V177H259ZM264 176V175H263ZM30 177H33V175H31ZM87 177V176H86ZM201 177V176H200ZM213 177V176H212ZM3 178V177H2ZM9 178V177H8ZM40 178V177H39ZM74 178V179H75ZM88 178V177H87ZM170 178V177H169ZM38 179V178H37ZM35 179V180H37ZM48 179V177H47ZM74 179H72V182L74 181ZM79 179V180H78ZM199 179V178H198ZM210 179V177H209ZM208 179V183L211 182V180L209 181ZM11 180V179H10ZM30 180H32L30 178ZM34 180V181H35ZM45 180V179H44ZM103 180V178H102ZM149 181H155V183L157 184H153V186H155V190L153 189L152 192V188L150 185H152V183L149 185ZM168 180V179H167ZM191 180V179H190ZM197 180V179H196ZM262 180V179H261ZM264 180V179H263ZM200 181V180H199ZM39 182H43L40 179H38L37 183ZM77 182V183H76ZM230 182V181H229ZM3 183V182H2ZM34 183V182H33ZM69 183V182H68ZM160 183V184H159ZM233 183V182H232ZM243 183V182H242ZM4 184V183H3ZM72 183V185H74ZM211 184V183H210ZM2 185V184H1ZM69 186L71 185V182L68 184ZM71 185V186H72ZM86 185V186H84ZM164 185V184H163ZM162 185V186H163ZM206 185V183H205ZM209 185V184H208ZM219 185V184H218ZM215 186V185H214ZM12 187V186H11ZM35 187V186H34ZM74 188V186H72ZM71 187V188H72ZM80 187V186H79ZM78 187V191L79 190ZM80 189L85 190L83 187ZM199 187V186H198ZM230 187V186H229ZM10 188V187H9ZM40 188V187H38ZM45 188L44 187L42 190H44L45 192ZM69 188V187H68ZM71 190H74V189ZM161 188V186H160ZM159 188V189H160ZM196 188V187H195ZM201 188V187H200ZM218 188V187H217ZM223 188V187H221ZM220 188V189H221ZM204 189V188H203ZM9 190V189H8ZM56 190V189H55ZM68 190V189H67ZM163 189L161 188V191ZM222 190V189H221ZM225 190V189H224ZM53 191V190H52ZM160 191V190H159ZM158 191V192H159ZM165 191V190H164ZM11 192V191H10ZM86 192V191H85ZM84 192V194H85ZM157 192V194H158ZM219 192V191H218ZM41 193V192H40ZM43 193V191H42ZM40 194L42 196H44V194ZM62 193V192H61ZM74 193V191L72 192ZM75 193H77L75 191ZM166 193V192H165ZM175 193V192H174ZM211 193V192H210ZM223 193V192H222ZM66 194V193H65ZM81 194V193H80ZM160 194V193H159ZM212 194V193H211ZM39 195V198H40ZM45 195L47 196V193L45 192ZM83 196V191L82 194ZM168 195V193H167ZM215 195V194H214ZM220 195V194H219ZM10 196V195H9ZM45 196V197H46ZM74 196H76V194H74ZM79 196V194L77 193V197ZM160 196V195H159ZM166 196V194L164 195ZM176 197V196H174ZM198 197V196H197ZM216 197V196H215ZM72 198V197H71ZM75 198V197H74ZM81 198V197H80ZM165 198V197H164ZM199 198V197H198ZM196 199V203L194 202L195 206L197 205V208H194L195 210H197V214L198 216L195 214V217L193 216L194 219V223H196L198 226V230H200L201 232H204L203 229H205V225H206V221H207V216H206V201L203 200L202 198L200 199ZM52 199V198H51ZM172 199V198H171ZM194 199V198H193ZM217 199V198H216ZM41 200V201H40ZM76 200V199H75ZM74 200V201H75ZM155 200L153 202H155ZM215 200V199H214ZM213 200V201H214ZM73 201V200H72ZM149 201V200H148ZM193 201V200H192ZM218 201V199H217ZM21 202V201H20ZM46 202V201H45ZM169 202V200H168ZM15 203V202H14ZM21 203V204H22ZM76 203V202H75ZM144 203V204H143ZM160 203V202H159ZM165 203V201H164ZM17 204V203H16ZM79 204V203H78ZM147 204V203H146ZM151 204V203H150ZM155 204V203H154ZM153 204V205H154ZM185 204V203H184ZM211 204V203H210ZM217 206V202L215 200V203H212V205ZM45 205V204H44ZM159 205V204H158ZM40 206V207H39ZM48 206V205H47ZM74 206V205H73ZM85 206V204H84ZM145 206V205H144ZM147 206V205H146ZM21 207V206H20ZM43 207V206H42ZM46 207V206H45ZM163 207V206H162ZM44 208V207H43ZM152 208V207H151ZM213 208V207H212ZM221 208V207H220ZM16 209V208H15ZM150 209V208H149ZM194 209H190L188 210V212L194 210ZM79 210V209H78ZM45 211V210H44ZM220 211V210H219ZM47 212V210H46ZM87 212V211H86ZM153 212V210H152ZM159 212V211H158ZM187 212V213H188ZM195 212V211H194ZM217 212V210H216ZM72 213V212H71ZM155 213V212H153ZM221 213V212H219ZM229 213V212H228ZM47 214V213H46ZM87 214V213H85ZM190 214V213H189ZM45 218H44V216ZM72 215V214H71ZM77 215V214H76ZM190 215V216H191ZM22 216V215H21ZM62 216V215H61ZM69 216V215H68ZM87 216V215H86ZM156 219V217L158 219H154V217ZM189 216V215H188ZM191 216V217H192ZM229 216V215H228ZM84 217V216H83ZM207 217V218H206ZM88 218V217H87ZM242 218V217H241ZM81 219V217H80ZM79 219V220H80ZM191 219V218H190ZM211 220H213L214 225L217 227V231L218 229L221 231L219 232V234L221 233V239H220V243H219V247L221 249V258L219 259L218 264H234L235 260H236V253H235V249H234V245L233 242L231 241L230 237L226 234L228 231L224 230L226 228H224V217L221 214L218 213H214L212 217H210ZM229 219V218H228ZM82 220V219H81ZM196 220V222H195ZM210 220V221H211ZM25 221V222H24ZM53 221V220H52ZM51 221V222H52ZM58 222V221H57ZM193 222V221H192ZM54 223V222H53ZM42 226H41V225ZM46 224V223H45ZM63 224V223H62ZM101 224V225H100ZM56 225V224H55ZM59 225V224H58ZM65 225V224H63ZM104 225V226H102ZM195 225V224H194ZM228 225V224H226ZM225 225V227H226ZM26 226V225H25ZM68 226V225H67ZM90 226V228H89ZM196 226V225H195ZM52 226H50V228H52ZM89 230H88V228ZM228 227V226H227ZM236 227V226H235ZM241 227V226H240ZM243 227V226H242ZM55 228V227H54ZM207 228V227H206ZM239 228V227H238ZM68 229V228H67ZM106 229V230H105ZM23 230V229H22ZM158 230V231H157ZM165 230V229H164ZM226 231V233L224 231ZM67 231V230H66ZM71 231H72V235L76 236H72L71 235ZM88 232L89 235H87V233L85 234V232ZM199 231V232H200ZM68 232V231H67ZM200 232V233H201ZM29 233V234H28ZM52 233V234H51ZM25 234V233H24ZM23 234V235H24ZM56 234V233H55ZM83 234V236H82ZM204 234V233H203ZM25 236V235H24ZM206 236V235H204ZM209 236H207L208 238ZM239 237V236H238ZM241 238V237H240ZM203 239V238H202ZM211 239V238H210ZM23 240V239H22ZM56 240V238H55ZM207 241V240H206ZM237 241V240H236ZM244 242V241H242ZM249 242V241H248ZM166 243V242H165ZM38 246H37V245ZM235 244V243H234ZM241 246V245H240ZM246 246V245H245ZM22 247V245H21ZM26 247V245H25ZM24 247V249H25ZM37 247L41 248L38 249ZM237 247V246H236ZM23 248V247H22ZM238 248V247H237ZM23 249V250H24ZM161 250H164L163 247L161 248ZM238 250V249H237ZM26 251V250H25ZM62 252V251H61ZM63 253V252H62ZM166 253V251L164 252ZM29 254V253H28ZM27 254V256H29ZM163 254V253H162ZM64 255V254H62ZM166 255V254H165ZM252 256V255H251ZM30 257V258H31ZM68 257V256H67ZM173 257V256H172ZM106 259L105 261L103 259ZM188 258V257H187ZM245 258V257H244ZM217 259V258H216ZM261 259V258H260ZM67 260V259H66ZM29 261V260H28ZM162 261V262H161ZM199 261V260H198ZM260 261V260H259ZM64 262V260H63ZM249 262V261H248ZM247 262V263H248ZM166 263V262H165ZM189 263V262H188ZM213 263V262H212ZM216 263V262H215ZM30 264V263H29ZM66 264H68L66 262ZM208 264V263H205ZM209 264H211L209 262ZM250 264V263H249ZM255 264V263H254Z\"/></svg>",
  "mask_w": 264,
  "mask_h": 264
}]
</instances>
